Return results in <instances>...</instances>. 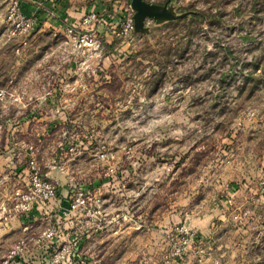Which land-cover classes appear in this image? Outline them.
Returning a JSON list of instances; mask_svg holds the SVG:
<instances>
[{"label":"rangeland","instance_id":"obj_1","mask_svg":"<svg viewBox=\"0 0 264 264\" xmlns=\"http://www.w3.org/2000/svg\"><path fill=\"white\" fill-rule=\"evenodd\" d=\"M142 2L164 16L140 17L131 0H0V156L19 157L0 171L40 154L58 194L28 231L58 221L70 249L58 264H264V0ZM130 8L127 41L112 29ZM84 59L96 71L76 78ZM35 102L61 121L62 153L9 143L13 110ZM79 192L84 205L67 210Z\"/></svg>","mask_w":264,"mask_h":264},{"label":"built area","instance_id":"obj_2","mask_svg":"<svg viewBox=\"0 0 264 264\" xmlns=\"http://www.w3.org/2000/svg\"><path fill=\"white\" fill-rule=\"evenodd\" d=\"M133 16V10L131 8L128 9L124 16L120 17V21L114 26L112 33L116 37L131 41L132 33L135 29ZM96 23H99V15L93 11H89L81 20L83 26L91 29ZM30 25L31 23L28 21L26 27ZM72 26L65 29L67 35L74 36L76 30L75 26ZM90 39L89 41L92 43L89 45L93 46V49L100 56L102 51L100 42L97 39H92V37ZM87 40L86 36H82L78 39V42L87 43ZM77 63L78 65L74 66L75 72L73 74L76 78H81L85 76L84 74L89 76L96 71V68L91 67L90 63H88V59ZM61 91L64 92L65 90L61 89ZM69 148L72 150L71 147ZM52 163L51 167H54ZM14 169L16 171H0V183L2 191H5L0 199V238L5 234V230L12 222L21 221L25 225V229H31L36 213H47L48 211L45 210L48 206L46 205L54 204L58 194L57 187L51 181L49 175L43 173L38 158L32 151H29L23 166ZM7 187L8 189H6ZM82 205H84V199L82 198V193L79 192L72 198L66 209L76 211ZM57 207L60 208L59 206ZM57 222L38 232H30L11 243L1 255L0 264H58L61 258L60 254L69 252L70 249L68 245L60 247L57 243L59 240ZM182 230L180 229L179 232H182ZM184 232L186 235L183 237V242L192 241V234H189L186 230ZM183 252L184 247H177L170 255L171 261L178 262ZM202 254L203 251L200 250V255Z\"/></svg>","mask_w":264,"mask_h":264},{"label":"crops","instance_id":"obj_3","mask_svg":"<svg viewBox=\"0 0 264 264\" xmlns=\"http://www.w3.org/2000/svg\"><path fill=\"white\" fill-rule=\"evenodd\" d=\"M27 80H29V77H26L23 81L24 84L19 86L20 94L23 98L26 96L25 94H28L27 93V87L29 84H28ZM37 91H38L37 89L32 90V92H35L34 96L36 95ZM29 96L30 95H27V97H29ZM25 101L27 103V100H25ZM39 106H40V104H37L36 102H35V104L29 105V107L23 103L20 107L17 106L16 109L13 110L15 112L20 113L19 120H20L21 124L18 127H16L17 130H11L10 133L7 134V138L12 140L9 143L10 144L18 143V144H20L19 148H23L24 147L23 144H26L28 146L27 143L33 141V143H35V145L37 146V147H35L36 150L38 148H40V150L43 151L44 148H46V149L50 148V150H51L50 152H53L56 149L58 152L60 151L59 153H62L61 152L62 148L57 147V145L61 144L62 140L57 139V131H56L58 128H60L62 123L60 120L54 119V117H52V116L45 115V113H47V111H44V109L43 110L40 109ZM46 110H48V108H46ZM66 114H67V119L69 121H71V119H70L71 117H69L68 112H66ZM3 122H4V125L7 127V124H6L7 122H6L5 118H4ZM5 141H6V139H5ZM9 143L7 142L5 144H9ZM7 148H9V147H7ZM9 149H8V151H9ZM21 153L23 154V159H24L23 162H25L29 152L24 151ZM33 154H35L37 156V158H39L40 154L38 152L33 153ZM4 157L0 156V163H5L11 167L16 165L17 162L19 161V157L16 156L14 153H10V152L7 153L6 152ZM52 161H54V160H51L50 162H48V164H47L48 168L50 167L49 165L52 163ZM22 166H23V164L18 166V168H20ZM50 173H51V171H50ZM42 214L43 213L37 212L35 215V221L32 222V224H31L32 227L33 226L36 227L35 230L40 228L41 221L44 219V217H43L44 215L42 216ZM28 230L29 229H25V225L21 221L20 222H12L8 226L4 236L9 234L10 235L9 237H13V236L18 237L19 236V238H20V237H23V236L29 234ZM2 243L3 242H0V247L3 246ZM6 249H5V251H6Z\"/></svg>","mask_w":264,"mask_h":264},{"label":"water","instance_id":"obj_4","mask_svg":"<svg viewBox=\"0 0 264 264\" xmlns=\"http://www.w3.org/2000/svg\"><path fill=\"white\" fill-rule=\"evenodd\" d=\"M131 7L136 11V14L140 17H156V16H164L163 12L155 13L151 12L143 7L142 0H131ZM135 16V14H134ZM133 16V17H134ZM135 26L136 21L134 20Z\"/></svg>","mask_w":264,"mask_h":264}]
</instances>
